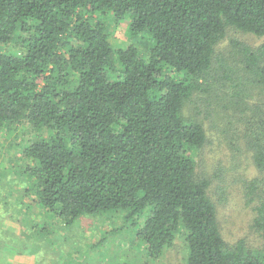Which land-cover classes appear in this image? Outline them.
Segmentation results:
<instances>
[{
	"label": "trees",
	"instance_id": "trees-1",
	"mask_svg": "<svg viewBox=\"0 0 264 264\" xmlns=\"http://www.w3.org/2000/svg\"><path fill=\"white\" fill-rule=\"evenodd\" d=\"M229 27L264 38V0H0V129L35 137L23 154L50 219L31 223L37 247L86 216L124 226L145 213L135 237L150 257L182 235L185 264H264V246L226 242L198 174L207 130L183 115L215 82L239 99L264 91V41H234L236 66L215 60ZM117 29L140 45L115 41ZM249 110L264 169V108ZM253 223L264 231V204Z\"/></svg>",
	"mask_w": 264,
	"mask_h": 264
},
{
	"label": "rangeland",
	"instance_id": "rangeland-1",
	"mask_svg": "<svg viewBox=\"0 0 264 264\" xmlns=\"http://www.w3.org/2000/svg\"><path fill=\"white\" fill-rule=\"evenodd\" d=\"M113 38L140 45L119 29ZM234 41L255 48L264 38L229 27L217 46L216 61L226 56L228 63L236 66L230 59ZM212 86L210 91L195 94L183 111L189 121H201L207 130L208 140L196 156L198 174L211 180L209 193L216 203L226 242L234 245L245 239L246 247L257 251L264 246V231L256 228L253 220L258 207L264 204V169L255 165L249 145L254 127L246 129L241 114L248 117L254 113L249 108H264V91L249 92L251 87L239 99L220 82ZM22 130L0 129V264H28L29 254L34 258L30 264H185L182 235L161 259L148 256L144 243L135 237L145 213L136 225L124 226L121 219L108 215L86 216L76 221L70 231L37 247L38 239L30 235L33 221L38 226L40 221L48 223L50 219L43 207L32 202L31 177L23 150L35 137L31 131L26 134ZM15 255L17 259L13 258Z\"/></svg>",
	"mask_w": 264,
	"mask_h": 264
},
{
	"label": "crops",
	"instance_id": "crops-1",
	"mask_svg": "<svg viewBox=\"0 0 264 264\" xmlns=\"http://www.w3.org/2000/svg\"><path fill=\"white\" fill-rule=\"evenodd\" d=\"M16 255H17V254H16ZM16 255H15V257H13V258L17 259V256H16ZM30 256H31V254L27 255V259L29 260L28 264L31 263V260H30V259H34L33 257L30 258Z\"/></svg>",
	"mask_w": 264,
	"mask_h": 264
}]
</instances>
